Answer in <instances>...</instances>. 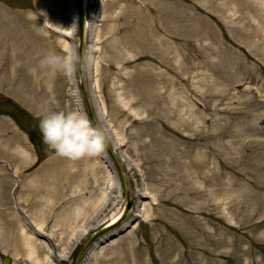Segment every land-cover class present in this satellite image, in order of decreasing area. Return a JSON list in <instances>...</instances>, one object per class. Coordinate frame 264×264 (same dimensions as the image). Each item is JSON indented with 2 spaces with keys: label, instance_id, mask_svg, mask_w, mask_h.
<instances>
[{
  "label": "rangeland",
  "instance_id": "obj_1",
  "mask_svg": "<svg viewBox=\"0 0 264 264\" xmlns=\"http://www.w3.org/2000/svg\"><path fill=\"white\" fill-rule=\"evenodd\" d=\"M78 15V0H0V264L26 259L17 223L42 221L30 237L44 264H71L107 226L79 264H264V190L254 188L264 186V0H84L86 81L124 170V217L106 150L69 160L39 129L50 110L89 120ZM49 53L70 57L72 72L42 65ZM76 207L83 226L71 225ZM70 225L87 232L66 247Z\"/></svg>",
  "mask_w": 264,
  "mask_h": 264
},
{
  "label": "clouds",
  "instance_id": "obj_2",
  "mask_svg": "<svg viewBox=\"0 0 264 264\" xmlns=\"http://www.w3.org/2000/svg\"><path fill=\"white\" fill-rule=\"evenodd\" d=\"M37 18V17H35ZM45 22L48 23L47 20ZM42 65L72 72L70 57H61L49 53ZM39 129L43 143L57 155L69 160H79L100 154L105 148V136L101 129L93 127L89 120L76 110H50L39 118ZM244 264H252L249 258Z\"/></svg>",
  "mask_w": 264,
  "mask_h": 264
},
{
  "label": "water",
  "instance_id": "obj_3",
  "mask_svg": "<svg viewBox=\"0 0 264 264\" xmlns=\"http://www.w3.org/2000/svg\"><path fill=\"white\" fill-rule=\"evenodd\" d=\"M78 72H79V79H80V89L83 93L86 110H87V116L89 118V121L93 127H97L101 129L98 118L96 115V111L94 110V106L92 103V99L90 97L89 93V86L86 81V73H85V63H84V57L86 52V45H85V19H84V0H78ZM102 130V129H101ZM106 152L111 156L112 160L115 163L120 183L122 185L123 193H124V201L125 206L123 208L121 217H124L128 211L132 207V203L129 199V193H128V187H127V181L125 178L124 170L120 164V161L115 156L110 144L105 138V148ZM110 226L103 227L90 236H88L84 242L75 250L74 255L72 257V263L71 264H79L81 257L83 253L88 249V247L98 238L101 237L103 234L106 233V231L109 229ZM114 238V236H111V238ZM3 264H8L7 259L4 260Z\"/></svg>",
  "mask_w": 264,
  "mask_h": 264
},
{
  "label": "bare ground",
  "instance_id": "obj_4",
  "mask_svg": "<svg viewBox=\"0 0 264 264\" xmlns=\"http://www.w3.org/2000/svg\"><path fill=\"white\" fill-rule=\"evenodd\" d=\"M60 34L65 38V39H67V38H70L71 37V34H70V32H67V31H62V32H60ZM62 47H63V49H64V51H66V52H68V53H72L73 51H72V45L69 43V42H64L63 43V45H62ZM110 167V166H109ZM254 188L256 189V190H261V191H263L264 190V186H254ZM110 200L111 199H109V197L108 196H106V195H104L103 194V196L101 195L100 197H98V199L96 200L97 201V204L99 205V207H100V212H104V211H106L107 210V208L109 207V205H110ZM34 205H40L39 207H41L42 206V204H44L42 201H40V200H35V202L33 203ZM23 206V207H26V204L22 201L20 204H18L17 205V207H20V206ZM19 209V208H18ZM17 210V209H16ZM149 216V215H148ZM84 216H82V211H81V209L79 208V207H76L75 208V217L73 218V219H71V225L72 224H75V226H77L79 223L81 224V226H83V224L85 223V221H86V218H84ZM84 220V221H83ZM115 221V220H114ZM18 222V221H17ZM84 222V223H83ZM11 223V222H10ZM8 224L9 226H11V228H14L13 226H15L16 224ZM12 223H14V222H12ZM113 224H114V222H113ZM17 225H18V227H19V229L21 230V234L23 235V236H26L27 237V239H28V245H26V247H25V254H26V259H24V258H21L19 261H18V263L19 264H23V263H27V261H29V263L30 264H44V261H41L40 259H39V255H40V253L42 252V249H43V247L40 245V244H38L37 243V241L36 240H33L31 237H30V235L31 234H38V233H41L42 231H44L46 228H45V226L43 225V221L41 222V223H37L36 224V226H37V228L38 229H34V228H32V227H30L29 225H27L26 223H21V222H18L17 223ZM69 226L68 228H69V231H68V236H67V240H66V243H62V245H64V246H66L67 247V245H69V240L72 238V236H74V234H75V236H76V232H75V226L73 225V226ZM38 232H36V231ZM87 232V231H86ZM86 232H82V233H80V234H78L79 232H77V240H80L85 234H86ZM28 235V236H27ZM15 239H16V236H15V233H13L12 234V236L7 240V241H5L4 242V244H3V250L4 251H7L10 247H12L13 245H14V243H15ZM65 247V248H66ZM65 248L64 249H62L63 251L65 250ZM65 254H71V250H70V248H69V252H65ZM69 256V255H68ZM67 256V257H68ZM62 256H60V258H61ZM47 258H49V256H47L46 257V259ZM61 259H64V258H61Z\"/></svg>",
  "mask_w": 264,
  "mask_h": 264
}]
</instances>
